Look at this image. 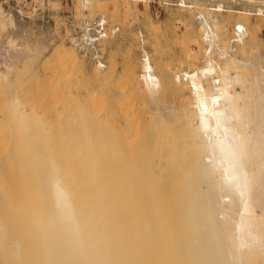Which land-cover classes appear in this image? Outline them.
<instances>
[{
    "label": "bare ground",
    "instance_id": "bare-ground-1",
    "mask_svg": "<svg viewBox=\"0 0 264 264\" xmlns=\"http://www.w3.org/2000/svg\"><path fill=\"white\" fill-rule=\"evenodd\" d=\"M197 1L192 0L181 8L194 11L200 23V38L206 42L204 64L175 73L165 69L164 78L159 79L146 53L141 72L134 77L135 88H143L150 96L157 93L160 84L172 83L180 90H189L191 95L185 98L182 114L174 116L179 119L176 118L177 123L172 125L167 118H158L159 121L153 120L151 126L139 130L137 112L133 116L132 112L121 109L108 119V112L114 107L109 111L105 107L93 110L91 105L90 110L87 103L94 96L89 102L85 99L87 105L82 107L85 100H81V104L79 96L74 95L75 98L69 90L71 87H67L65 103L82 107L74 110L80 112L79 117L75 114L66 121L67 130L85 127L84 133L86 127L87 130L90 127L88 132L92 140L88 137L84 140L86 143L91 140L92 145L79 150L77 161L72 160L80 167L72 183L65 178L68 170H64L62 164L68 158L66 155L73 153V145L59 144L63 151L57 146L59 149L54 147L51 153L43 152L44 155L49 153L47 162L41 159L38 163L39 159L33 158L35 163L30 160L25 166L22 162L27 155L36 152L40 155L49 144L39 143L44 146L41 150L35 141L40 152L28 141L37 135L26 136L22 142L15 140L16 148H21L22 152L13 149L18 153L11 155L16 157L11 171L25 168L14 184L24 182L26 185L28 179L35 176L32 181L36 185L27 183L25 191L32 196L35 194L34 197H46L50 211L43 221L31 222L39 213L34 212L35 207H39L35 204L41 200L36 203L32 200L35 204L28 215L26 206L31 203L23 206L21 201L16 210L23 206L26 216L20 219L19 225L8 224V220L1 222V241L9 245H1V251L8 250L12 256L16 255L19 264L24 259L33 260L31 264H264V74L257 73L252 81L256 84L253 88L245 69L256 66L243 60L240 66L238 56L231 52L234 45L244 43L246 37L249 49H253L257 33L254 29L258 26L250 32L246 20L236 21L229 46H224L220 40L225 23L218 20V13L226 11L225 5L220 2L216 7H205ZM85 7H91V0H84ZM256 11L235 12L264 17L262 7ZM189 50L187 58L194 64L199 57L196 59L194 50ZM216 51L225 62L214 58ZM249 54L246 53L248 57ZM50 56L64 64L77 60L75 48L70 45L55 47ZM97 66L106 68L102 60ZM95 75L99 81L108 76L107 72ZM67 82L64 87L69 84ZM71 84L75 83L70 81ZM237 84L240 91L235 88ZM70 99L79 101L73 103L72 100L70 105ZM16 101L15 98L13 102ZM135 119L138 123H134ZM78 125L81 127L75 129ZM69 134L72 135L71 131ZM75 134L76 131L73 137ZM79 135L75 137L82 142L83 137ZM83 143L81 145L86 148L87 144ZM76 146L78 148V144ZM22 148H29V153ZM104 159L106 168L110 160L109 169L96 167L101 166L100 161ZM38 164L40 168L45 164L46 169H41L46 173L37 171ZM44 174L48 175V182L37 185L38 177ZM67 174L72 175V172ZM1 200L5 205V199ZM30 237L34 240L31 246L28 245ZM24 248L32 251V255H23Z\"/></svg>",
    "mask_w": 264,
    "mask_h": 264
},
{
    "label": "rangeland",
    "instance_id": "rangeland-1",
    "mask_svg": "<svg viewBox=\"0 0 264 264\" xmlns=\"http://www.w3.org/2000/svg\"><path fill=\"white\" fill-rule=\"evenodd\" d=\"M220 2L225 5L226 9V11L218 13V20H222L225 23V29L222 28L223 39L220 40L224 46H229L234 30L233 24L238 21L246 20L245 22H248L246 23L247 30H251L250 32L258 26L256 30L254 29V32H257L255 36L257 42L254 41L253 46L256 45L252 46L253 49H249L248 43H246L247 37L244 39L246 45L241 41L231 49L232 54L236 57L238 56L240 66L243 60L248 63L251 62L252 65L257 67V69L256 67L245 69L251 85L255 88L256 84L252 81L257 73L261 72L264 74V17L254 14H241L235 11L246 10L255 13L257 12L256 9L260 7L264 10V0L197 1L199 5L205 7H216V4ZM97 3H100L101 7ZM103 5L105 6L103 7ZM83 6L84 0H0V163L3 161V164L0 165V197L3 195L1 198L6 201V204L2 205L3 199L1 200L0 198V225L4 220H8V224L13 222V225L15 223L19 225L20 219L26 216V211L23 207L25 206L24 203L29 202L28 204H30L32 200L35 203L39 199L41 201H38L37 204H26L28 208L27 215L31 214L29 209L32 210L31 206L33 204L39 206L37 209L35 207L34 212L37 211L39 213L34 216L36 218H31V222H35V220L39 222V219L43 221L50 211L47 208L48 206H46V197H39V195L34 197L35 194L32 196L31 193L25 191L27 189L25 186H29V183L30 185H36L32 181L35 176L28 179L29 181H27L28 184L26 183V185L24 182L22 185L18 184L16 186L14 184L25 168L22 167L19 172L11 171V166L15 163L12 162L16 161V157H11V155L22 152L21 148H16L15 140L20 142L26 136L37 135V138L34 136L35 139L31 137L28 141L35 144V147L39 143L49 144V147L45 148L47 150L42 152L41 150H43L42 147L44 146L41 147V144L37 146L41 147V150H37L38 148L36 147V151H40L42 154L32 153L31 155L34 156L27 155L25 162L20 161L25 166L35 163L34 159L35 161L39 159L38 163L41 162V159L47 162L50 159L49 153L52 152L54 147L60 148V145L65 143L73 145L72 152L74 154L66 155L70 159L68 163L71 162L72 165L67 163L68 158L62 159L64 162L62 168L66 171L68 170L67 173L69 171L70 173L72 172V175L64 172L67 176L65 178H67L68 182L73 183L75 174L80 170V167L78 168V165L74 162L77 161L78 151L87 149V147L92 145V136H90L91 132H88L90 127H88V130L86 127L87 131L85 130L83 133L85 127L82 129L80 125L74 126L75 129L80 128L79 130H74L73 128V130H69L72 135L69 134L66 121L75 117V114L79 117L80 112L77 111L84 102L83 100L87 99V102H89L90 97L94 96V99H90L92 101L87 103L88 105L86 100L81 105L82 107L87 105L88 108L92 105L94 107L93 110L105 107L106 111H109L110 107H114L115 111L110 109L112 114L109 113L110 111L108 112V119H111V115L112 118L116 116L117 111L121 109V111L132 112L133 116L137 112L136 118L138 120L135 119L134 123L139 121L137 125V127L140 126L139 130H142L143 127L145 129L147 126H151L153 120L159 121L162 118H167L168 122L174 125L179 120L174 116L178 115L179 117L182 114L185 98L191 94L188 89L180 90L172 83H169L170 85L167 84V86L160 84L159 88H157V93L155 92L152 96L143 88L139 89L138 87L136 89L134 77L137 78L141 72L142 59L146 53L150 55L154 65L153 72L159 79L164 78L165 69L175 73L177 71L190 70L192 67L204 64L205 55L203 53L206 48V42H203L200 38V23L195 18L194 11L190 9L166 5L162 0H91V7L86 9ZM243 17L245 19H242ZM98 18L104 19L107 35L103 37L93 35L98 39L91 42L86 36L84 24ZM254 32L253 34L255 35ZM240 44H242V48H240ZM67 45L75 48L77 60L64 64L63 61H57L50 56L55 47ZM189 49L194 50L193 56L197 57L196 59L199 57V60L194 64H191L187 58ZM246 51L251 53L249 57L246 55L248 53ZM214 58L221 63L225 62V59L217 51L214 53ZM99 60L104 62L106 68L97 66ZM239 68L241 69L242 67ZM96 72H99L100 75H104L107 72L108 76L105 80L99 81L96 79ZM233 72L234 70H232V74ZM66 80H68L67 83L69 84L70 81L71 83L74 82L75 84L73 85H75L74 88L76 89H73L72 84H66L67 86L64 87ZM176 80L180 82V80ZM237 85L235 88L240 91L241 87L239 84ZM140 86H143L142 82H140ZM67 87L70 88L69 90L73 96H79L81 102L79 106L77 104L79 100L77 99H70L69 101L71 105L72 100L73 103L77 100L76 107L75 103L71 106L65 103ZM77 89L78 92L76 91ZM119 95H122V97L119 98ZM182 96H185L184 100ZM15 98L18 101L13 102ZM65 104L71 108L69 110L66 109ZM63 106L66 108H63ZM90 110L92 109L90 108ZM114 112L115 115H113ZM152 115L154 116L153 118L151 117ZM66 130L68 131V136ZM75 131L78 135L77 137L81 133L82 142L81 139H76V134L73 137ZM91 131L93 132V130ZM86 132H88V136H86ZM86 137L91 138L90 142L86 143ZM83 142L87 144L86 148L81 145ZM76 144H78V148H76ZM13 149L18 152H14ZM26 149H23V151L29 153V148ZM60 150L63 151L62 148ZM47 151L49 153L44 155L43 152ZM8 154H10L11 158L8 156V159H6L5 157ZM59 155L57 157L60 159L62 153ZM102 161H100L102 165L98 164L96 167L109 169L110 160L107 163V168L104 166L107 162L106 159H104L105 164ZM39 165L37 167H39L40 171H37L46 173L43 171V169H46L43 167L45 164L41 166L43 169ZM3 166L6 167L3 168ZM76 169L78 170L77 172ZM31 172L29 173L32 175L33 173ZM45 175L38 177L37 185H43L48 182L47 179L49 177ZM42 201L45 203L43 204ZM20 202L21 205H24L19 210H16L20 206ZM13 211L16 212L13 214ZM21 212L23 215H21ZM24 238L28 240L26 236ZM30 241L28 242L29 246L33 244L34 240L30 237ZM1 245L4 247L9 246L7 243L2 242L0 237V247ZM31 252L26 249L22 253L27 256V253L32 255ZM10 254L8 250H0V262L3 264H19L20 260L16 258V255L12 256ZM29 254L28 256H30ZM30 262L33 263V260H21V264H31Z\"/></svg>",
    "mask_w": 264,
    "mask_h": 264
},
{
    "label": "built area",
    "instance_id": "built-area-1",
    "mask_svg": "<svg viewBox=\"0 0 264 264\" xmlns=\"http://www.w3.org/2000/svg\"><path fill=\"white\" fill-rule=\"evenodd\" d=\"M186 3H183V2ZM162 2H164V4L166 5H170V6H175V7H181L185 4H191L192 0H162ZM106 23H103L102 20L100 18L94 20V21H88L84 24L85 26V32H86V36L89 38H87L89 41L93 42L95 40H97L98 38H96L93 35H97L99 37H103L106 36Z\"/></svg>",
    "mask_w": 264,
    "mask_h": 264
}]
</instances>
